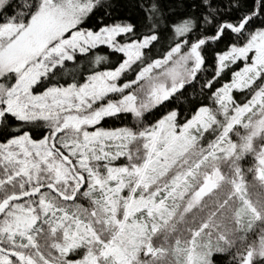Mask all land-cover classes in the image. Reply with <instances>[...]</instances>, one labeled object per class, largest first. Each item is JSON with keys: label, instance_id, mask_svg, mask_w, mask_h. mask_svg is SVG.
<instances>
[{"label": "snow or ice", "instance_id": "1", "mask_svg": "<svg viewBox=\"0 0 264 264\" xmlns=\"http://www.w3.org/2000/svg\"><path fill=\"white\" fill-rule=\"evenodd\" d=\"M0 264H264V0H0Z\"/></svg>", "mask_w": 264, "mask_h": 264}, {"label": "trees", "instance_id": "2", "mask_svg": "<svg viewBox=\"0 0 264 264\" xmlns=\"http://www.w3.org/2000/svg\"><path fill=\"white\" fill-rule=\"evenodd\" d=\"M106 52V50H104V49H101V53L103 54V53H105Z\"/></svg>", "mask_w": 264, "mask_h": 264}]
</instances>
